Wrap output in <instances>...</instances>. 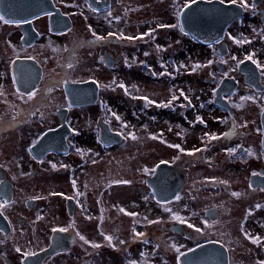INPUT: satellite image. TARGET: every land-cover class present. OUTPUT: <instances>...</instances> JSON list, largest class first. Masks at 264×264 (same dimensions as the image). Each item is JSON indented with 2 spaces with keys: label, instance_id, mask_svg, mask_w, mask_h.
I'll return each mask as SVG.
<instances>
[{
  "label": "flooded vegetation",
  "instance_id": "1",
  "mask_svg": "<svg viewBox=\"0 0 264 264\" xmlns=\"http://www.w3.org/2000/svg\"><path fill=\"white\" fill-rule=\"evenodd\" d=\"M0 16V264L264 262V0Z\"/></svg>",
  "mask_w": 264,
  "mask_h": 264
},
{
  "label": "snow or ice",
  "instance_id": "2",
  "mask_svg": "<svg viewBox=\"0 0 264 264\" xmlns=\"http://www.w3.org/2000/svg\"><path fill=\"white\" fill-rule=\"evenodd\" d=\"M232 2L233 3H235L236 2V0H232ZM243 6H247L246 4H244ZM185 7H187V5H185ZM253 7H254V5H253ZM0 20H3L4 21V23H16L15 21H10V20H6L3 16H0ZM159 27H177V25H163V24H161V25H159ZM181 30H183V29H181ZM154 31V30H153ZM109 35L110 36H113V35H115V33H109ZM143 35H150V33H145V34H142V36H136V37H133V36H128V37H126V39H128V40H133V39H141V38H143ZM106 37H100V39H105ZM122 38H124V37H122ZM237 43H240L241 41H239V40H237L236 41ZM252 57L251 56H249L248 57V59H251ZM69 67H71V65H68ZM121 87H124V85H121ZM35 95V93H31L30 95H29V99H31V97L32 96H34ZM143 99H145V100H147L148 98L147 97H143ZM172 99L173 100H175L176 99V97L175 96H173L172 97ZM149 103H155L154 101H148ZM168 103H171V101H169ZM163 106H165V107H167L168 106V104H164ZM115 115V114H114ZM225 135H227V134H225ZM136 137L135 136H133V139H135ZM212 139H219V137L218 136H212L211 137ZM173 147H179V145H173ZM197 151H199V150H197ZM230 153L231 152H235L236 150L235 149H229L228 150ZM190 154H192V153H190ZM120 183H130L129 181H119ZM74 184H75V182H73ZM55 194V193H54ZM62 195V194H61ZM233 195H236V196H239L240 194L239 193H233ZM147 199V198H146ZM176 199L178 200V199H180V197L179 196H177L176 197ZM3 205H0V207H2ZM166 211H169V212H171V209L170 208H167L166 209ZM129 215H134V213H129ZM174 218L175 219H177V220H179L181 223H186V221L185 220H183L182 218H180L179 216H174ZM189 227H192V225H189ZM61 231H68V229L67 228H64V229H61ZM197 231H199V229H197ZM136 235L137 236H143L144 235V233H136ZM80 239L81 240H84L86 243H88V241H86L85 240V237L84 236H80ZM107 239L109 240V241H111L112 239H113V237L112 236H108L107 237ZM258 242V241H257ZM121 243H123V241L121 242ZM100 245H93V247H99ZM177 251H179V249H177ZM182 254V253H181ZM25 255L27 256V255H34V253H25ZM261 264H264V262H261Z\"/></svg>",
  "mask_w": 264,
  "mask_h": 264
},
{
  "label": "rangeland",
  "instance_id": "3",
  "mask_svg": "<svg viewBox=\"0 0 264 264\" xmlns=\"http://www.w3.org/2000/svg\"><path fill=\"white\" fill-rule=\"evenodd\" d=\"M148 209H151V205L148 207ZM156 213H157V211H155V210H153V212H152V210L149 211L150 216L152 214H156ZM136 251H135V253H137ZM145 251L147 252V254H149V256H152L155 253L154 248L153 247H150V246L147 249H145ZM135 255L136 256H139L137 254H135ZM105 257L111 258V257H114V255L113 254H109V255L103 254V258H105ZM158 258L159 257H156L155 259L158 260ZM69 264H75V263L70 262Z\"/></svg>",
  "mask_w": 264,
  "mask_h": 264
},
{
  "label": "water",
  "instance_id": "4",
  "mask_svg": "<svg viewBox=\"0 0 264 264\" xmlns=\"http://www.w3.org/2000/svg\"><path fill=\"white\" fill-rule=\"evenodd\" d=\"M38 7H40V6H38ZM38 7H37V8H38ZM34 8H36V7H34ZM34 8H33V9H34ZM38 11H39V10H38ZM35 14H38V12H35L34 15H35ZM153 185H154V191H155V193L158 194V185H157V184H153ZM45 256H46V251H44V252H40V253H38L37 255H35V257H37V258H40V257L43 258V257H45Z\"/></svg>",
  "mask_w": 264,
  "mask_h": 264
}]
</instances>
